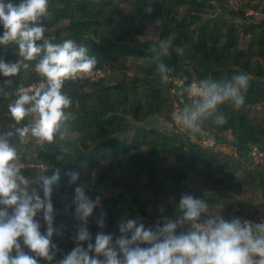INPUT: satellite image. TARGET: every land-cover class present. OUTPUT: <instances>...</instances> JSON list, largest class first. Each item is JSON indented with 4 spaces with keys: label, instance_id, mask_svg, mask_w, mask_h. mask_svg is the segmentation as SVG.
<instances>
[{
    "label": "trees",
    "instance_id": "1",
    "mask_svg": "<svg viewBox=\"0 0 264 264\" xmlns=\"http://www.w3.org/2000/svg\"><path fill=\"white\" fill-rule=\"evenodd\" d=\"M123 4L131 5L132 9L123 13L120 21H114L112 15ZM261 4L254 0L248 3V7L262 13L256 17L246 15L243 9L233 10L228 0H49V13L40 21L44 37L38 43L42 44L44 38L51 42L72 38L95 56L97 62L90 72L115 71V63L120 59L125 72L129 68L127 60L132 58V64L139 65L140 72L144 70L147 76H133L129 82L113 81L108 72L99 80H66L63 90L72 102L66 110L67 120L61 125L64 139L43 142L34 137L35 159L27 153L21 154V158L28 156L36 163L26 165L21 170L24 175L38 172L40 164L47 166L48 175L54 168H60V180L51 194L53 227L59 234L54 232L52 239L62 252L70 250L71 233L85 223L75 217L72 203L74 188L79 184L85 185L90 199L99 197L86 221L93 242L97 232L108 233L113 228L118 231L119 221L135 206L146 207L151 203L157 219L176 218L181 214L178 200L184 193L206 199L209 209L231 196L226 191L241 194L250 188L264 193V167L252 168L254 159L250 155L254 146L264 151V110L257 112L263 114L259 119L251 111L264 102V6ZM220 21L224 29L230 28L225 31ZM248 36L250 47L240 46ZM161 39L169 41V55H161L159 59L173 69L171 77L191 80L211 75L219 79L237 72L249 74L245 103L240 108H234L230 102L221 105L225 122L205 120V135L198 134L214 135L217 146L234 147L237 156L214 151L213 147L180 137L179 133L170 135L143 126L145 121L161 115L169 95L178 98L169 94L173 88L171 81L162 83L155 70L154 57L159 54ZM175 46L182 47L183 53L177 54ZM42 55L43 51L32 60L20 58L22 66L15 75L0 76V91L8 92L0 97V126H6L0 129L22 127L34 118L35 114H29L17 123L8 112L10 103L5 100L13 102L16 96L11 92L16 89L46 83L35 70ZM0 57L15 61L19 58L17 46L9 43L0 47ZM149 76L158 77L159 82L153 83ZM140 87L150 90L149 96H133ZM131 126L135 127V133L128 138L126 134ZM226 133H231L234 139L228 141ZM24 142L19 145L21 149L28 147ZM86 168L100 172L94 182L86 180ZM71 170L80 175L77 181L69 183L67 172ZM240 170L246 173L245 177L238 173ZM142 175L144 179L140 180ZM160 205L164 208L157 212ZM59 206L63 211L57 209ZM255 206H251L252 210ZM102 212L104 226L100 227L97 220ZM139 214L148 217L144 210ZM253 214L247 218L254 217ZM41 225L43 231L46 227L43 219ZM56 257L60 258L61 253Z\"/></svg>",
    "mask_w": 264,
    "mask_h": 264
},
{
    "label": "clouds",
    "instance_id": "2",
    "mask_svg": "<svg viewBox=\"0 0 264 264\" xmlns=\"http://www.w3.org/2000/svg\"><path fill=\"white\" fill-rule=\"evenodd\" d=\"M48 13L49 0H0V45L14 43L19 57L15 61L0 57V76L15 75L22 60H32L43 51L35 70L46 81L34 90L19 91L8 105L17 123L29 114H35L34 118L22 127L0 129V264H264V218L256 221L209 213V202L192 193L180 195L181 214L176 218L149 227L139 219L128 218L119 223L118 236L97 232L93 242L86 221L99 197L90 199L84 184L74 188L72 203L75 217L85 223L76 230L74 246L62 252L52 239L54 232L59 233L53 227L51 199L60 168L48 175L47 166L40 164L38 182L29 180L21 171L25 165L19 145L28 136L43 142L64 139L61 125L72 102L63 90L64 82L90 72L97 61L72 38L60 42L44 38L38 43L44 37L40 21ZM158 47L155 70L160 81L167 84L173 69L159 56L169 55V41L159 40ZM174 50L177 54L184 51L180 46ZM249 81L246 72L219 79L211 75L181 79L173 88L181 100L171 114L172 123L181 132L205 135V120L225 122L221 105L230 102L240 108L245 103ZM67 175L72 183L80 173L71 170ZM103 216L102 212L97 220L100 227L104 226ZM41 219L46 224L43 231ZM58 252L61 258L54 259Z\"/></svg>",
    "mask_w": 264,
    "mask_h": 264
},
{
    "label": "rangeland",
    "instance_id": "3",
    "mask_svg": "<svg viewBox=\"0 0 264 264\" xmlns=\"http://www.w3.org/2000/svg\"><path fill=\"white\" fill-rule=\"evenodd\" d=\"M254 2L255 3L260 2V3H262L261 6H264V4H263L264 0H261V1L260 0H254ZM121 6L122 7L119 6L120 8L118 7L117 13L116 14L114 13V15H112V19L114 21H120L121 15L123 13H128L132 9L131 5H128V4H123ZM257 13H260V12L258 11ZM258 16L259 15H256V17H258ZM241 23H243V21H241ZM219 24H220V26H222L221 28L224 29L223 21H220ZM151 28H154V25H152ZM229 28L230 27H228L227 29H224V30L227 31ZM237 31L240 32L241 29L238 27ZM221 32H224V31H221ZM242 39H244V38H242ZM250 41H251V37L248 36L245 40L240 42V46L245 47V48H249L250 47ZM2 46H4V45H0V47H2ZM117 63L118 64L115 63V71L114 70L108 71L106 69L107 72H110V74H111L109 76V79L111 78V79H113V81H115L116 79H118V81L126 80L129 82L133 79V76H135L137 78H140V77L147 78L144 70L142 72H140L139 67H137L139 65H135V63L132 64L133 63L132 58H129L127 60L126 64L129 68H128V70H125V72H123V68H121V66H120V64L123 63V60L120 59ZM157 78L158 77H156V79ZM148 79H150V81H153V83H155V84L157 82H159L156 79H152V76H149ZM155 80H156V82H155ZM135 92L136 93H134V92L132 93V95L134 94L133 96L141 97V96H149L151 91L148 89H143L140 87ZM161 94H163V90L161 91ZM169 94H172V93L169 92ZM166 97H168V94H166ZM168 98L170 100L166 102V104L162 110L161 115L157 118H153V119H150L149 121L148 120L145 121L143 123V126H146L147 128L157 129L160 133H165V134H170V135H171V133H175V134L179 133L180 137L183 136V138H185V137L191 138L193 142H198L200 145L203 144V146L213 147L214 151H219L218 150L219 146H217V144H216L218 140L216 137H214V135L210 134L209 136L206 137V136H200V135L196 134V135L192 136L189 133H187L186 131H183V132L179 131L178 128L172 123V121L167 119V118H171L172 112L180 106L179 102L176 99L171 98L170 95ZM6 101L8 103H12L11 101H9V99H6L5 102ZM252 108L256 110L255 111L252 109L251 111L255 112V116L257 115V119L262 118L263 114H258L257 112L264 110V102H260L259 106L257 104L256 106H254ZM137 126H139V125H136L135 127H137ZM4 127H6V126L5 125L2 126V124H1L0 128H4ZM135 127L131 126L129 134H126V137L130 138L131 135H133L135 133ZM223 135H225V134H223ZM226 135H227L226 137H227L228 141H231L234 139V137L231 135V133H226ZM34 140H35V138L31 137V136H28L25 138L24 143H26L28 147L26 149H23V148L21 149L22 154L24 152V153H27V155L36 156V152H35V150H36L35 145L36 144L33 143ZM34 156H32L31 159H33ZM31 159L28 156L22 158L23 163L25 164V167H26V165H30V164L36 165V163H33ZM251 163L252 162H250V164H249L250 166H251ZM255 166H263L264 167V163H262V162L256 163V161L254 159V165L252 166V168ZM93 171L95 172L94 176L92 175ZM84 173L86 176V180H88V182H94L95 179H97L100 175L99 174L100 172L98 170H92L90 168H86ZM238 173L242 176V178L246 176V173L243 172V170H240ZM38 175H39V172H34L33 174H28L25 176L31 181L38 182V180H37ZM133 176H135V175H133ZM142 178L144 179L143 175L141 176L140 180H142ZM225 193H228L231 196H228L227 198H225L223 200V202L221 204L216 205V207L212 206L213 208L209 209V213H216V214L221 213L226 218H231L232 216H236V215L247 218V217H249L247 215H249L253 212L254 217L251 218L252 220L259 221L261 219L262 213L264 214V206H263L264 205V193L263 192H262L263 194L260 191L254 192L253 189L249 188V189L244 190L241 194H238L236 192H229V191L228 192L226 191ZM51 199H52V201H54L52 196H51ZM59 200H61V198ZM61 202H63V200ZM254 205H256L255 206L256 209L252 210L253 208L251 206H254ZM163 208L164 207L162 205H160L157 212H161L163 210ZM57 209L59 211H63L62 206L57 207ZM142 210H144L148 214V217L145 218L139 214V211H142ZM154 212H155V208L153 207V205H151V203L146 207L135 206V207H133V209L131 211L127 212L125 218L121 219L120 221L118 220V221H119V223H121L122 221H124L128 218H132V219H139L140 222L144 223L145 225L146 224H152L154 226L156 223H162L163 219H166V218L157 219V213H154ZM109 232L113 233L114 237L119 235V231H117L116 228L109 230ZM75 234H76V232H72L70 235L71 238H70L69 243H70L71 247H69L68 250L74 246L73 237ZM54 259H59V258L55 257Z\"/></svg>",
    "mask_w": 264,
    "mask_h": 264
},
{
    "label": "built area",
    "instance_id": "4",
    "mask_svg": "<svg viewBox=\"0 0 264 264\" xmlns=\"http://www.w3.org/2000/svg\"><path fill=\"white\" fill-rule=\"evenodd\" d=\"M250 0H228V4L229 6L235 10V11H239V10H245L246 11V15L248 16H262V14L257 13L256 11H254L252 8L248 7V3ZM108 74V72L103 71V70H99V71H94V72H88V73H81L76 79H71V80H77V79H92V80H99L101 78L106 77ZM181 78L179 76H174L171 77L170 81L173 85V88L175 87L176 83H178L179 81H181ZM39 86V85H38ZM36 86H31V87H27V88H21V89H16L14 91H12V95L13 96H17L18 92L21 90H34ZM173 88L170 90V92L172 93L173 96H176V93L173 91ZM8 92L7 91H0V97L7 95ZM178 97V96H177ZM181 100L180 97L177 98V101L179 102ZM218 150L220 152H224L226 154H230V155H234L237 156V151L234 147L231 146H227V145H220L218 147ZM250 155L253 157V159H255L256 163L262 162L264 163V151L259 149L258 147H252L251 151H250ZM261 218H264V214L262 213ZM251 219V218H248ZM252 220V219H251Z\"/></svg>",
    "mask_w": 264,
    "mask_h": 264
},
{
    "label": "crops",
    "instance_id": "5",
    "mask_svg": "<svg viewBox=\"0 0 264 264\" xmlns=\"http://www.w3.org/2000/svg\"><path fill=\"white\" fill-rule=\"evenodd\" d=\"M215 145V144H214Z\"/></svg>",
    "mask_w": 264,
    "mask_h": 264
}]
</instances>
